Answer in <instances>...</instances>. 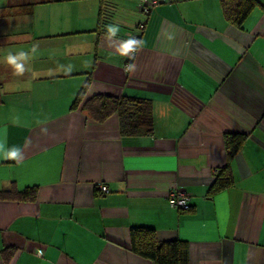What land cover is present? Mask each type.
Masks as SVG:
<instances>
[{"label":"crops","instance_id":"crops-1","mask_svg":"<svg viewBox=\"0 0 264 264\" xmlns=\"http://www.w3.org/2000/svg\"><path fill=\"white\" fill-rule=\"evenodd\" d=\"M258 1L240 30L220 0H161L147 17L139 0H105L99 31L86 15L95 1L0 0V9L10 8L1 10L8 16L0 17V45L17 47L0 55V190L38 188L35 201L0 199V264H158L130 250L133 226L186 242L188 264H264ZM144 21L126 72L125 37ZM42 36L62 38L61 47L72 48L67 59L48 63L23 46ZM88 69L90 94L152 101V135L122 136L116 116L96 123L70 112ZM225 132L247 135L230 159ZM14 150L19 156L7 158ZM226 164L234 184L211 194ZM173 190L189 195V210L169 205Z\"/></svg>","mask_w":264,"mask_h":264},{"label":"trees","instance_id":"trees-1","mask_svg":"<svg viewBox=\"0 0 264 264\" xmlns=\"http://www.w3.org/2000/svg\"><path fill=\"white\" fill-rule=\"evenodd\" d=\"M100 10L98 15V30L101 31L107 22V4L105 0H100ZM220 5L225 20L231 26L243 30L244 24L251 13L258 7H262L258 0H220ZM8 9L9 7H3ZM0 17L8 16L7 12ZM25 8V7H24ZM33 5H28V13L32 12ZM10 9V8H9ZM8 11V10H7ZM24 10L14 11V14H25ZM12 14V15H14ZM11 15V16H12ZM139 25V23H138ZM145 27V24H144ZM144 30V28H143ZM142 30V31H143ZM136 31L129 33H137ZM102 33V32H100ZM126 41H130L128 34ZM142 33V32H141ZM142 35H139L140 43ZM133 58H131L132 60ZM131 61L129 64L131 66ZM130 71V69H129ZM128 71V72H129ZM91 75L88 77L81 89L77 93L70 107V112L79 111L86 113L89 120L96 123H103L112 116L118 119L119 133L122 136H150L154 132V114L152 101L148 98L116 95V94H90ZM3 103L2 84H0V104ZM247 135L239 132H225L223 135L228 158H232L240 151L245 143ZM216 179L211 185L209 192L215 194L227 189L234 184L229 164L224 165L216 172ZM38 195L37 187H27L19 190L16 186H11L8 190H0L1 200L35 201ZM130 250L137 255L151 259L158 264H188L189 255L187 243L179 240L159 241L156 231L153 228L144 226H133L130 228Z\"/></svg>","mask_w":264,"mask_h":264},{"label":"rangeland","instance_id":"rangeland-1","mask_svg":"<svg viewBox=\"0 0 264 264\" xmlns=\"http://www.w3.org/2000/svg\"><path fill=\"white\" fill-rule=\"evenodd\" d=\"M88 1H95L94 2V6L93 8L90 6H88V8H90L86 15L88 19H92L95 20V22L97 23L98 21V14H99V3L98 0H88ZM260 8V7H258ZM54 14V13H52ZM33 21V20H32ZM93 22V21H92ZM94 23V22H93ZM34 24L33 22L30 23ZM49 36H42L40 38L37 39H33L32 42H30L29 44H23V46L27 47L28 50H30L33 56H35L36 58H42L44 60H46V62H57L60 61L59 57L63 56L62 58H66L68 56L65 55V53L67 54L66 51L71 50L72 48L69 47H61L60 43H59V39L62 38H48ZM68 37H73L72 39H75L76 37H78V33H76V31H73L72 33H70L68 35ZM6 51H11V52H16L17 51V47L15 45H0V55H5ZM67 59V58H66ZM93 67V63L91 65L90 68ZM91 70V69H88ZM93 69L90 71V75L91 78H93ZM82 76H77L76 78H79ZM81 79V78H80ZM76 81V80H75ZM84 81V79L82 78L81 83ZM83 84V83H82Z\"/></svg>","mask_w":264,"mask_h":264},{"label":"built area","instance_id":"built-area-1","mask_svg":"<svg viewBox=\"0 0 264 264\" xmlns=\"http://www.w3.org/2000/svg\"><path fill=\"white\" fill-rule=\"evenodd\" d=\"M161 2V0H139L138 3V10L140 12V14H142L144 17H147L151 10L153 9V7H155L156 5H158ZM144 22H140L138 25V32L137 33H129V55L128 58L129 60L126 61L125 63V70L126 72L129 71L130 69V64L129 61L131 58H134L136 56L137 53V44L139 41V35L141 34L143 28H144ZM98 188L101 192L103 193H107L109 191V188L106 184L104 183H99L98 184ZM168 203L172 208H177V209H182V210H189L190 209V203H189V195L187 193H185L184 191H179V190H173L170 191L167 197ZM42 250L38 251V255L41 256L42 255Z\"/></svg>","mask_w":264,"mask_h":264},{"label":"clouds","instance_id":"clouds-1","mask_svg":"<svg viewBox=\"0 0 264 264\" xmlns=\"http://www.w3.org/2000/svg\"><path fill=\"white\" fill-rule=\"evenodd\" d=\"M129 47H130V45L125 46L126 49ZM18 156H19L18 150L11 151L7 154V158H9V159H16Z\"/></svg>","mask_w":264,"mask_h":264}]
</instances>
